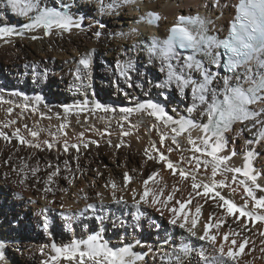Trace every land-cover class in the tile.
<instances>
[{
    "label": "bare ground",
    "instance_id": "1",
    "mask_svg": "<svg viewBox=\"0 0 264 264\" xmlns=\"http://www.w3.org/2000/svg\"><path fill=\"white\" fill-rule=\"evenodd\" d=\"M56 1V4H53L52 0H39V3L41 8L52 6L49 8L53 9H57L59 3L60 9H57L59 12L64 10L63 8L67 10L71 8L68 15L80 25L87 14V9L96 8V18L106 21L102 16L104 7L100 5L106 3L108 6L109 2H112V6L120 10L123 26L112 27L111 24L115 21L109 22L110 27H106L107 33L104 27L97 26L96 34L92 36L75 28L70 31L53 29L50 35H45L43 28L25 31L24 25L31 23V17L36 13H30L29 16L18 15L7 8L10 6L7 0H0V15H8L6 20L2 19V21L15 17L26 20L25 22L15 21L9 26L8 22L0 24V28L24 32L22 37L15 34L0 37V131L8 137V139L0 137V192L3 194L9 192L11 195L6 199L7 201L5 200L6 206L4 211L0 210V214L6 211V218L9 213L16 211L10 216L14 220L6 221L5 226L0 225V233L4 228L9 238L4 239V242L0 244L2 245L0 252L3 253L0 264H21V262L38 264L41 262L40 259L44 262V258H49L51 264H75L74 261L70 262L59 257L52 245L59 248L71 247L73 242H83L97 235L102 241H106L109 247L114 249L130 247L132 252L140 254L141 259L137 260L136 264H153V262L156 264H206L200 256L202 251L208 261L214 258L218 260L219 254L207 241L191 237L187 231L169 222L173 218L169 211L172 207L178 209L181 216L188 213L189 220L192 218L198 220L195 229L197 236L203 235L205 223H211L213 227L209 234L217 236V246L223 242L222 237L225 233L229 234V241L225 243L226 249L231 246L232 239H236L238 243L244 238L248 239L249 243L244 252L235 261H227V264H264V235H262L264 222H256L246 217H240L238 220L236 218L239 216L238 213L235 216H228L226 210L219 207L223 201L215 197L214 193L201 195L200 192H204L203 187L193 190L194 181L191 179V176L195 175L197 184H211L213 179L217 183L224 181L225 186L217 187L214 192L218 191L237 205H243L245 199H248V209L264 215V209H252L251 200L244 193V185L241 181L244 180L249 185L251 182L247 181L242 174L225 170L247 167L257 176V183L264 186V153L258 158L257 151L261 149L264 151V138H262L264 137V102L251 106L254 111L260 113L257 119L233 122L222 132V148L217 156H228L230 159L217 167V175L213 178L212 158L195 151V148L205 147L203 140L206 134L203 128L209 121L208 106L213 99L218 102L223 97L224 79L228 78L229 83L234 85L237 82L235 76L232 73L211 81L209 84L211 91L205 97L206 103H201L199 100H194L191 86L181 87L176 79H170L169 76L170 72H176L183 73L186 78L192 80H201L200 72L190 71L185 66L189 56L172 57L169 61H165L153 51V42L162 43L169 25L175 23L176 15L179 13L202 12L207 18L208 28L211 31H222L224 20L230 18L228 1L232 0ZM123 9L126 11L122 12ZM104 10L109 13V17L116 19V15L108 8L105 7ZM153 12L160 15L159 20L156 24L149 25L146 20ZM221 12L222 16L217 17ZM88 31L92 33L91 29ZM32 36L38 39L33 40ZM141 41H144L145 45ZM19 45H27L30 51H23ZM144 46L145 51H143ZM129 48H133L134 54L130 60H128ZM97 49L100 52L98 55L102 56L96 62L98 69L91 72L93 68L91 60L96 55ZM70 52L76 56L72 62L68 61L71 58ZM122 52H124L123 56ZM49 55L57 56L66 63L51 64L46 59ZM115 56L123 57L124 63L114 62ZM138 56H142L143 62L137 58ZM83 58L89 60L87 68L79 63ZM193 58L200 62L204 69L212 74L217 73L216 66L212 62V55L200 51ZM169 64L172 65L171 69ZM148 65H155V67L147 68ZM68 67L73 72L72 80L79 81L72 89V95H65L64 92L68 93V91H65V88L62 89V83L59 86L60 84H57L52 76V71L60 68L58 74L66 78L61 72ZM248 67L251 69V75L258 76L259 69L255 62ZM2 68L5 70L3 71ZM85 69L89 77L81 80L78 75L82 76ZM92 74L93 79H91ZM237 74L242 78L245 75V68L243 66L239 68ZM160 75L162 81L159 79ZM241 82L248 87L247 81L241 80ZM54 83L59 86L56 87L60 91L59 95L66 96L67 100L65 102L57 100L50 105H45L40 97L42 89V93L50 91L51 94V89H55L51 86ZM55 84L53 86H57ZM107 88L114 89L115 93L109 96ZM174 89L178 91L179 97H184L186 94L185 100H182L184 105L181 107L184 109L182 112L173 110L177 105L173 103L176 97L173 94ZM213 93L216 95L214 96ZM117 94H122V99ZM143 99L158 105L173 120L191 121L192 126H186L180 134L173 133L172 128L178 125L169 122L165 126L164 121H157L155 117L148 114L151 109L136 110ZM96 103L116 111L105 112L103 109H96ZM186 104L187 107H185ZM65 107L69 111L65 112ZM9 108L12 109L11 113L8 112ZM121 108H131L133 111L125 114L119 111ZM172 113L174 115H171ZM125 115L127 120L123 119ZM13 120L16 123H9ZM5 125L8 126L5 127ZM61 125H64L63 129ZM153 125L156 127L153 128ZM17 129L21 137L33 144H39L40 147L21 144L13 135ZM30 131L39 132V136L33 138ZM122 131L130 134L123 136ZM81 132L84 133L82 138L79 135ZM255 132L257 133L256 141L252 144ZM162 133L167 136L163 147L160 145ZM174 135L177 144L172 142ZM207 136H211V132L207 133ZM189 139L194 143H189ZM45 140L53 143L51 150L43 143ZM65 141L69 145L68 152L63 150ZM85 143L87 147L83 146ZM72 144L80 145L79 151L71 148ZM117 144L121 146L116 147ZM153 144L155 148L152 147ZM169 148L173 150L168 152ZM157 149L164 152L177 168L189 173L188 178L182 179L178 172L174 175L173 170L168 169L165 162L159 161ZM193 157L199 158L201 162L207 161V169L203 163L197 169V161L191 159ZM117 159L120 161V174L116 170L115 160ZM65 161H68L67 166ZM51 164L59 168V175L55 176L52 182L46 183L47 180L42 179L50 174L49 165ZM30 166L33 167L32 169H38L35 175L31 169L30 172ZM93 169H97L100 174H92ZM154 172L158 175L147 185L150 196L145 203L140 201V195L145 188L143 181ZM125 173L130 177L127 182L124 179ZM87 180L90 183L88 187L86 185L88 182H85ZM112 183L117 186L115 195L111 188ZM45 188H51V191H45ZM174 188L179 190L174 193L172 201L166 205L152 204L151 193H159L160 189H163V194L158 197L163 201L168 194L173 193ZM259 195L264 193L257 191V196ZM24 196L30 200L28 203L24 202ZM177 200L185 203L183 209H180V204L176 203ZM89 204L93 205L92 209L88 208ZM198 206L201 208L200 214L196 213ZM29 211H32V215H28ZM210 216L211 221H209ZM93 220L98 222L97 231L93 228ZM1 223L3 220H0ZM217 224L219 228L215 227ZM138 230L145 237L154 241L158 240L159 251L161 249L167 254L163 256L156 250L147 252L146 248L143 251L139 250L138 247L142 244L137 242L139 245L137 246L135 241L139 237ZM233 233H239V235L233 236ZM55 237L58 241L62 239L64 242L57 243ZM76 237L81 238L76 239ZM15 238L20 239L22 247L24 246L23 250L13 247L17 245ZM172 240L175 241V245L181 246L174 247L175 253L178 251L176 253L178 256H174L175 253L171 255V252L168 254ZM154 243L151 241L149 245H155ZM185 246L191 249L187 254L181 251ZM83 247L84 245L81 244V248ZM144 253H147L145 257H148L149 262L143 261ZM54 256L57 257L55 260L52 259Z\"/></svg>",
    "mask_w": 264,
    "mask_h": 264
},
{
    "label": "snow or ice",
    "instance_id": "2",
    "mask_svg": "<svg viewBox=\"0 0 264 264\" xmlns=\"http://www.w3.org/2000/svg\"><path fill=\"white\" fill-rule=\"evenodd\" d=\"M7 4L11 6V9L14 12L21 16H29L30 13H36L31 17L32 22L24 25L25 31L43 28L45 29V35H50L53 29L70 31L73 27H80V24L74 22L72 17L67 13L59 12L54 9H48L46 7L41 8L39 0H7ZM149 15L152 17V19L149 20L150 23L153 22V20L159 19L158 14ZM190 26L196 27L193 28ZM205 28V21L201 20L199 17H179L177 23L170 29L171 35L166 41H164L163 46L158 47L157 44H154L153 51L160 55L163 60L167 61L175 55L177 46L179 48H191L196 51H203L208 55H212V62L219 66L218 58L221 53L213 50L221 47L225 50V54L228 58L224 67L227 71L234 74L237 82L233 85L229 83L228 78L224 79L225 88L223 99L219 103L213 99L207 108V115L209 117L210 124L205 125L203 128V131L206 134L203 140L205 147L203 149L200 147L195 148V151L201 152L202 155L212 158L213 163L211 173L212 177L215 178L217 175V167L225 164V162L230 159L228 156H217V153L222 148V132L233 122L257 119L260 113L254 111L251 106L259 102H264V95H261V93H264V0H241V3L238 5V16L236 17V22L232 24L229 38L224 41H216L206 35ZM13 34L22 37L24 32H16L14 29L9 28H0V37H8ZM31 38L33 40L38 39L36 36H32ZM187 59L188 62L185 66L190 71L195 70L200 72L202 79L199 81L192 80L190 78H186L183 73L177 74L176 72L169 73L170 79H176L181 87L191 86L194 100L206 103L205 97L208 92L211 91L209 84L212 80V73L207 69H204L202 64L195 61L193 57H189ZM252 62H255L258 66V76L250 74L251 69L248 65ZM79 63L85 68L89 66V60L87 58L81 59ZM168 66L171 69L172 65L169 64ZM242 66L245 68V75L241 78L237 72ZM241 80L247 81L248 87H245ZM213 95L215 96L216 94L213 93ZM95 108L103 109L105 112L116 111L115 109H109L100 103H96ZM146 109H151L148 114L155 117L157 121H164L165 126H167L169 122L178 125V127L172 128L173 133L180 134L185 130L186 126H192L191 121L183 119L179 121L173 120V118L168 116L158 105L151 102L138 105L136 110L144 111ZM67 111H69V109L65 107V112ZM119 111L121 113L128 114L131 113L133 109L121 108ZM8 112L11 113L12 109L9 108ZM123 119L127 120V115H125ZM9 123L14 124L16 121L13 120ZM7 126L8 125H5V127ZM25 127L27 128V125H25ZM155 127L156 125H153V128ZM63 128L64 125H61V129ZM121 129H123V124H121ZM209 132H211V136H207V133ZM107 134L110 135V133ZM129 134L130 133L126 131L121 132V135L123 136H127ZM13 135L16 136L21 144H27L29 147H40L39 144H33L21 137L19 135V129H17ZM30 135L33 138H36L39 136V132L30 131ZM79 135L82 138L84 133L81 132ZM0 137L8 139L6 134L2 131H0ZM166 138L167 136L162 133L160 137L161 147H163ZM213 138L215 139L213 140ZM90 142L97 143L95 141ZM172 142L174 144L178 143L175 135L172 137ZM43 143L47 145L49 150H51L54 146L53 143L48 140H45ZM189 143L194 142L189 139ZM109 144H111V141H109ZM83 146L87 147L88 145L85 143ZM120 146V144L116 145V147ZM70 147L79 151L80 145L72 144ZM152 147L155 148V144H153ZM63 150L64 152H68L69 150L67 141L64 143ZM172 150L173 149L169 148L168 152H171ZM157 152L159 153V161L165 162L166 167L168 169H172L174 175L178 172L182 179L188 178L189 173H187L184 169L177 168L176 165L167 158L164 152L159 151V149H157ZM191 159H195L197 161V169L200 168L201 163H203L205 169H207V161L201 162L197 157H193ZM67 164L68 161H65L66 166ZM49 167H51V165H49ZM225 170L242 174L247 181H250L251 185L246 183L244 180L241 181V184L244 185V193L246 194V197L251 200L252 209H264V195L257 196V191L264 193V186L257 183V176L252 174L247 167L245 169L226 168ZM36 171H38V169L32 170L33 175H35ZM57 175H59V168L48 175L46 183L52 182L53 177ZM157 175L158 173L154 172L143 181L145 188L143 193L140 195V201L145 203L148 202L150 191L147 188V185L149 181L153 180V178ZM124 179L126 182L130 180L127 173L124 174ZM191 179L194 181L192 184L193 190L203 187L204 195L214 193L215 197H218L220 201H223L219 207L225 209L228 216H235L238 213L239 216L236 217L238 220L240 217H246L249 220L256 222H264V215L257 214L256 212L248 209V199H245L243 205H237L232 200L226 199L218 191L214 192L217 187L225 186L224 181L217 183L213 179L211 184H197L195 183V175H192ZM233 180H235V176H233ZM111 188L113 189V195H115V190L117 188L116 184L112 183ZM178 190L179 189L174 188L173 193L168 194L166 200L163 201L158 199L159 195L163 194V189H160L159 193H151L153 197L152 204L161 203L162 205H166L169 201L173 200L174 193ZM45 191H51V188H45ZM121 199L123 198L121 197ZM176 203L180 204V209L185 207V203L179 200H177ZM88 208L92 209L93 205L89 204ZM169 211H171L173 215V218L169 221L171 224L184 229L191 237H197L201 241H207L219 254L218 260L214 258L212 261H208V258L202 251L200 256L206 261V264H227V261L229 260L235 261L237 257L244 252L246 245L249 243L247 238L242 239L239 243L236 239H232L231 246L226 249L225 243L229 241V234L225 233L222 237L223 242L217 246V236L209 234L210 229L213 227L211 223H205L203 226V235L197 236L195 229L197 227L198 220L196 218L189 220L188 213H184V215L181 216L179 210L175 207L170 208ZM196 213H201V208L199 206L196 208ZM211 220L212 217L210 216L209 221ZM215 227L219 228V224L215 225ZM232 235L236 236L239 235V233H233ZM262 235H264V233H262ZM81 244L84 245L83 248H81ZM0 247H2V245H0ZM52 247L59 257L70 262L74 261L75 264H136V261L141 259L140 254L132 252L130 247L114 249L109 247L106 241H102L98 235L91 236L88 240L83 242H74L71 247L59 248L55 245H52ZM181 251L187 254L191 251V249L185 246ZM2 258L3 253L0 252V259ZM56 258L57 257L55 256L52 257L53 260Z\"/></svg>",
    "mask_w": 264,
    "mask_h": 264
},
{
    "label": "rangeland",
    "instance_id": "3",
    "mask_svg": "<svg viewBox=\"0 0 264 264\" xmlns=\"http://www.w3.org/2000/svg\"><path fill=\"white\" fill-rule=\"evenodd\" d=\"M81 2H83V0H80ZM56 0H52V3L53 4H56ZM112 2H109V4H108V6H107V4L105 3V4H101L100 6L101 7H106V8H108L109 9V11L110 12H113L114 13V15H116V19H112L111 17H109V13H107V12H105V10H104V8L102 9V16L106 19V21H102V19L100 18H96V12H95V9L96 8H94V9H87L86 10V12H87V14H85V16L83 17V22L81 23V25H80V27L79 28H76V27H73V28H75V29H81V30H83V31H85V32H87V34H89L90 36H92V35H94V34H96L95 33V30H96V27L97 26H102V27H104V29H105V33H107V30H106V27H110L109 25V22H113V21H115V23L114 24H111V26L113 27L114 25H122V21H123V17H122V15H121V13H120V10H117L118 8H116L115 6L113 7L112 6V4H111ZM116 5L118 6V3H116ZM58 8L60 7V4L58 3V6H57ZM8 9H11V7L10 6H8L7 7ZM124 8V7H123ZM99 9H101V8H99ZM72 9L71 8H69V10L67 11V14H69L70 13V11H71ZM122 12H124V11H126V10H121ZM84 12V11H83ZM104 13V14H103ZM101 16V17H102ZM6 17H8V15L6 16V14H3V15H0V24H2L3 22H4V24H6V22H8L7 24H8V26L9 25H11L12 23H15V21H20V22H25L26 20L24 19V20H22L23 18H18V17H15V18H10V20H7V21H2V19H5L6 20ZM10 17V16H9ZM72 17V16H71ZM120 18H122V19H120ZM72 19H73V17H72ZM121 20V21H120ZM73 21H74V19H73ZM85 21H88V23H85ZM132 21V20H131ZM121 23V24H120ZM224 23L226 24V19L224 20ZM224 24V25H225ZM123 26V25H122ZM92 30V33H89V31L88 30ZM56 31H59V30H57V29H55ZM139 41V40H138ZM141 42H144V41H141ZM144 45H145V42L143 43ZM126 45V44H125ZM20 47H21V49L23 50V51H25V52H28V51H30V49H28L27 48V45H19ZM127 47H128V45H127ZM143 48V47H142ZM132 49L133 48H129L128 49V51H129V56H128V60H130L131 58V56H133L134 54L132 53ZM144 50L143 51H145V46H144V48H143ZM97 52H96V55L95 56H93L92 57V60H91V67L93 66V68H92V70H91V72H93L97 67H96V62L98 61V59L102 56V55H98V53H100L99 52V50L97 49L96 50ZM136 52H137V50H136ZM50 53V52H49ZM139 53H141V51L139 52ZM138 53V54H139ZM70 55H71V58L68 60V61H70V62H72V61H74V58H76V56L74 55V53H72V52H70L69 53ZM105 54H106V52H105ZM115 54V53H114ZM136 54V53H135ZM74 55V56H73ZM94 55V54H93ZM124 55V52H122V56ZM143 56V55H142ZM142 56L140 57V56H138L137 58H140V61L141 62H143V58H142ZM105 58V57H104ZM47 60H49L50 61V63L51 64H57V63H62V62H65L66 63V61H63L62 59H59L57 56H51L50 57V55H49V57H47L46 58ZM113 60H114V62H118V63H124V60H123V57H121V56H115V58H113ZM145 65V64H144ZM62 66H63V64H62ZM1 67H2V65H1ZM4 67V66H3ZM65 66H63V68H64ZM147 68H154L155 67V65H153V66H146ZM98 69V68H97ZM2 70L4 71L5 69L4 68H2ZM59 70H60V68L59 69H55L54 71H52V76H53V79H54V81L55 82H57V84L59 83L60 85L59 86H61V83H62V86H61V88L63 89V88H65L64 90L65 91H68V93H66V92H64V94L66 95H72L71 93H72V89L73 88H75V85H77L78 83H79V81L77 82V81H74V80H72V78H73V76H72V69H70V67H68V68H65L64 70H63V72H61V73H63V74H65V76H66V78H63L62 77V74H58L59 73ZM67 72V73H66ZM162 71L160 70V73H161ZM85 73V74H84ZM86 77H89L88 76V72H87V69H85L84 71H83V73H82V76L81 75H78V78L79 79H81L82 80V78L83 79H85ZM160 78L159 79H161V81H162V76L160 75L159 76ZM222 76L220 75V74H217L216 76H214V80L216 79V78H221ZM91 79H93V74H92V77H91ZM213 80V81H214ZM72 81V82H71ZM93 80H91V82H92ZM55 84V83H54ZM53 84V85H54ZM57 84H55V85H57ZM53 85H51L52 87H54L55 89H51V94H50V91H47V92H44V93H42L43 92V89H42V92H41V94H40V97L44 100V103H45V105H47V104H49L50 105V103L51 102H57V100H59L60 102H65L66 100H67V97L65 96V97H63V96H61V95H59V92L60 91H58L57 89H56V87L58 88L59 86L57 85V86H53ZM51 87V88H52ZM101 88V87H100ZM106 91H108V95L110 96V94H113V93H115L114 92V89H110V88H107V90ZM187 93V92H186ZM43 94V95H42ZM160 94H162V92L160 93ZM173 94L176 96L175 98H174V101H173V103L175 102L177 105V107L175 106V108L176 109H173V110H176V111H181L182 112V110H184L183 108L181 109V107H183L184 105L182 104V100H185V95H184V97H179V95H178V91H176L175 89H174V92H173ZM107 95V96H108ZM117 95H119L120 96V98L122 99V94H117ZM112 96V95H111ZM166 98V97H165ZM48 99V100H47ZM179 99V100H178ZM116 102H118V101H116ZM145 103H147L146 102V100H142L141 102H140V104H145ZM139 104V105H140ZM180 104V105H179ZM185 107H187V104H186V106ZM173 110H172V112H173ZM179 112H177V113H179ZM171 115H174L173 113L171 114ZM239 124H245V123H239ZM232 130V129H231ZM231 130H229V131H231ZM247 135V134H246ZM249 135V134H248ZM252 135V134H251ZM250 135V136H251ZM256 135H257V133L255 132V134H254V137H253V141H252V144L256 141ZM264 146V145H263ZM258 149V148H257ZM258 151V158L264 153V151H262V149L261 150H257ZM97 157H98V155H96ZM102 159V158H101ZM115 162H117V168H116V170H117V173L118 174H120V172H121V167H120V161L117 159V160H115ZM31 165V164H30ZM53 165V166H52ZM56 166H55V164H51V167H50V170H49V172L51 173V172H53L54 170H56L57 168H55ZM120 167V168H119ZM33 167L32 166H30L29 167V170L31 169V170H33L32 169ZM54 169V170H53ZM31 170H30V172H31ZM92 174H98L99 172H98V170L96 169V170H92ZM95 172V173H94ZM136 172V171H135ZM90 173V172H89ZM88 174V173H87ZM100 174V173H99ZM98 174V175H99ZM91 175V174H90ZM47 176H45V178H46ZM45 178H43L42 180H47V179H45ZM54 178V177H53ZM86 183L88 182V180L87 181H85ZM62 183V182H61ZM64 183V182H63ZM87 187H88V185H90V183L88 182L87 184ZM85 185V186H86ZM73 186V185H72ZM74 187V186H73ZM70 194H73L72 192H70ZM200 194L201 195H204V192L203 191H201L200 192ZM11 195H10V193L9 192H6L5 194H3L2 192H0V210L1 209H3V211H4V208H5V206H6V203H5V200L6 199H8V197H10ZM24 202L25 203H28L30 200L29 199H27V198H25V196H24ZM209 200H211V199H209ZM7 201V200H6ZM138 204V203H137ZM136 204V205H137ZM138 206V205H137ZM28 208V207H27ZM29 209L31 210V207H29ZM18 211V210H17ZM30 213L28 214V215H32V211H29ZM16 213V211H14V212H12V213H9L8 214V217H6L5 218V216H7L6 214H7V212L5 211L4 213L2 212L1 214H0V220H3V223H1L0 225H1V227L2 226H5V224H6V221L7 222H9V221H12V220H14V218L13 219H11L10 218V216L11 215H14ZM18 213V212H17ZM22 215L24 216V214L22 213ZM3 218H5V219H3ZM92 222H94V224H93V228H95V231H97L98 229H99V225H98V222L95 220H93ZM23 228V227H22ZM4 228H2V231H1V233H0V244L1 243H3L4 242V239L6 240V239H9V238H7V232L6 231H4L3 230ZM23 230V229H22ZM75 232H77V231H75ZM138 232V235H139V237H137V239H135V241H136V245L137 246H139L138 245V243L139 244H142V246H140V247H138V248H140L139 250H141V251H143V249L144 248H146L148 251L147 252H150V251H152V250H156V251H159V242H157L158 240H156V241H154V240H151V239H149V238H147V237H145V235H143L142 234V232H139V230L137 231ZM86 236V235H85ZM119 237V236H118ZM57 237H55V239H56ZM78 238H81V237H76V239H78ZM83 238H85V237H83ZM119 239V238H118ZM121 239V238H120ZM15 240H16V244L17 245H14L13 247L14 248H17V249H21V250H23L24 249V246L22 247V242L20 241V239L19 238H15ZM56 241H57V243H62V242H64V240H62V239H60L59 241L56 239ZM155 242L154 244L155 245H149L150 244V242ZM138 242V243H137ZM174 242L175 241H173L172 240V242H171V247L168 249V254L170 253L171 255H172V253H175V249H174V247L176 248V246H179V245H175L174 244ZM74 243V242H73ZM112 244H114V243H112ZM147 245V246H146ZM149 245V246H148ZM174 245V246H173ZM148 247V248H147ZM181 246H179V248H180ZM5 250H8V248L6 249L5 248ZM159 253L161 254V255H163V256H165L167 253L165 252V251H161V249H160V251H159ZM176 253H178V251H176ZM174 254V256H178L177 254ZM146 254L147 253H144L143 254V261H146V262H149V260H148V257H145L146 256ZM141 256V255H140ZM45 260H44V262H43V259H40L41 260V262H39L38 264H51L52 262H49V261H51L49 258H44ZM47 262V263H46ZM21 264H26L25 262H21ZM152 264V263H151ZM153 264H156L155 262H153Z\"/></svg>",
    "mask_w": 264,
    "mask_h": 264
}]
</instances>
